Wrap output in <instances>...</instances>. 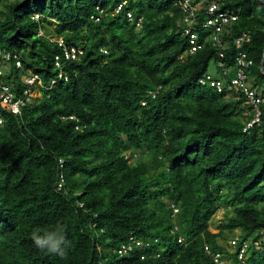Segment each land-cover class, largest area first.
Listing matches in <instances>:
<instances>
[{
  "label": "trees",
  "instance_id": "1",
  "mask_svg": "<svg viewBox=\"0 0 264 264\" xmlns=\"http://www.w3.org/2000/svg\"><path fill=\"white\" fill-rule=\"evenodd\" d=\"M222 7L240 15L223 59L201 29L203 10V48L190 52L175 0H0V46L46 88L56 80L19 114L0 101V264H216L218 253L229 264H264V105L248 127L254 109L227 90L233 40L246 32L253 64L244 70L264 98V4ZM72 48L77 58L67 61ZM10 72L5 81L22 90V71ZM208 76L224 91L200 83ZM58 225L64 257L31 238ZM229 234L250 242L245 262L228 252ZM130 235L143 245L122 254Z\"/></svg>",
  "mask_w": 264,
  "mask_h": 264
},
{
  "label": "built area",
  "instance_id": "2",
  "mask_svg": "<svg viewBox=\"0 0 264 264\" xmlns=\"http://www.w3.org/2000/svg\"><path fill=\"white\" fill-rule=\"evenodd\" d=\"M168 1V0H164ZM176 4H178L182 8L183 12V21L182 24L184 26L183 35L188 38V42L190 44V52L196 53L203 48V44L199 41V32L196 28L198 23V13L202 10L205 13V18L203 22L200 23L201 29L206 31H211L208 41L212 42L214 48L218 51L219 57L221 59L224 58L223 50L227 46V42L225 37L232 30L233 25L239 20V13L233 11H223V5L226 0H201L200 3L193 4L190 0H175ZM262 4H264V0H259ZM121 7L118 8V11ZM37 18V17H36ZM128 18L132 21L133 17L131 14H128ZM41 35V34H40ZM252 38L248 33H244L233 40L234 45L236 46L239 53L236 58V66L237 73L234 79L231 80L230 84L227 85V90L240 92L245 95L247 98V102L252 106L255 111L256 118L252 123L248 125L251 127L253 123L259 122V117L261 115V105H264V98L258 96L254 90H252L248 84V75L245 72V68L250 67L253 64V61L249 59V56L244 48L245 45L251 43ZM59 46H63L62 40L59 41ZM77 58V50L72 48L70 51L65 52V59L67 61L75 60ZM17 69H21L23 67V63L21 61L20 56L17 53H13L11 51L2 49L0 47V101L3 106L9 107L13 114H19L21 109L25 107L27 104L31 102V98L34 96L33 88L37 89H49L41 82L40 77L38 75L27 76L24 80L26 83V87L23 89L22 95L18 96L14 91L12 86L6 84L3 81V76L6 74V71H9L11 65ZM60 58L57 57L55 60V66L60 69L61 68ZM223 62L219 63V67H223ZM229 69H225L224 73H227ZM59 79H64V74H59ZM214 77L208 76L207 80H201L200 83L205 84L207 81H210L212 87H214L218 92L224 91V80H215ZM66 79V78H65ZM67 80V79H66ZM56 80L51 82V86L55 85ZM2 123V116L0 114V124ZM61 168L64 166L63 159L60 160ZM61 181L59 184V189L62 190L65 188L64 176L61 174ZM177 210H175L176 212ZM129 242L131 243L128 246H123V249L120 253L125 254L130 252L133 249V245L142 246L143 242L135 239L130 235ZM179 243H183V239H179ZM232 245L234 247H239V240L235 238L232 241ZM250 243L243 242L241 247L239 248V259H244V254L246 253ZM145 247H150V243H146ZM214 261L217 264H225L222 260L221 254H216L214 256Z\"/></svg>",
  "mask_w": 264,
  "mask_h": 264
},
{
  "label": "clouds",
  "instance_id": "3",
  "mask_svg": "<svg viewBox=\"0 0 264 264\" xmlns=\"http://www.w3.org/2000/svg\"><path fill=\"white\" fill-rule=\"evenodd\" d=\"M236 13H239V12H236ZM240 16V15H239ZM37 17V18H36ZM39 16L36 15L35 16V19H38ZM239 21V20H238ZM237 21V22H238ZM246 33V32H245ZM41 34V35H40ZM244 34V33H243ZM249 34V33H248ZM250 35V34H249ZM38 36H43V32L41 31ZM251 36V35H250ZM49 40L51 42H55V40L51 37V36H48ZM252 38V37H251ZM1 47V46H0ZM2 48V47H1ZM3 49V48H2ZM22 61V59H21ZM23 63V62H22ZM13 66V64L11 65ZM14 67V66H13ZM24 65L21 69L22 72L19 74L20 78H21V82L23 84V87H22V90H14L18 96L22 95V91L23 89L26 87V83L24 82L25 78L27 76H31V75H37L36 73H34L32 70H28L27 72L24 71ZM11 69V68H10ZM14 69H17L14 67ZM12 72L9 71H6V74L3 76V81L8 84L6 81H5V78L8 74H11ZM39 76V75H38ZM10 85V84H8ZM10 86H14V85H10ZM54 85L51 86V82H50V89L51 87H53ZM35 93H39L41 94L40 96H36ZM33 94L34 96L31 98V102H33L34 99L36 98H41L42 97V89H37V88H33ZM260 96V95H259ZM29 103V104H30ZM27 104V105H29ZM220 223H221V220H220ZM31 238L32 240L34 241V244L35 246L41 250V251H46L48 252L49 254H53V255H58L60 257H64L66 255V250H67V247L69 245V242L66 240V236L64 234V230L61 226H57V230L55 231H44L43 234H40V230H34L31 234ZM235 238H238L237 236H234L230 241H229V245H227V250L229 253L231 254H237L238 256V259H239V248L240 246L242 245L241 242L239 241V247H234L232 245V241L235 239ZM239 240V238H238ZM243 242H248V241H243ZM250 243V242H249ZM250 246V245H249ZM249 248V247H248ZM248 250V249H247ZM233 251V252H231ZM218 254H221L222 255V260L224 261L225 264H229L230 263V260L228 259V257H226L224 255V253H218ZM216 254L213 255V257L215 256ZM240 261L242 262H245V254H244V259L241 260L239 259ZM217 264V263H216Z\"/></svg>",
  "mask_w": 264,
  "mask_h": 264
},
{
  "label": "rangeland",
  "instance_id": "4",
  "mask_svg": "<svg viewBox=\"0 0 264 264\" xmlns=\"http://www.w3.org/2000/svg\"><path fill=\"white\" fill-rule=\"evenodd\" d=\"M11 1H18V0H11ZM209 71H210L211 73H213V74H216V73H217L216 68H215L213 62H212L211 65H210ZM258 90H259V91H262V90H263V87H262V86L259 87ZM35 95L38 97V96H40L41 94H39V93H35ZM223 219H224V209H221V210H220V211H219V212L213 217V219L211 220V223H210V227H211V229H212L214 232H218L217 227H218L219 224H220V220L223 221ZM234 236H239V234H237V235H230V234H229L228 237H227L226 244L229 245V241H230ZM221 242H222V241H221ZM222 244H224V242H222ZM231 252H233V251H231Z\"/></svg>",
  "mask_w": 264,
  "mask_h": 264
}]
</instances>
